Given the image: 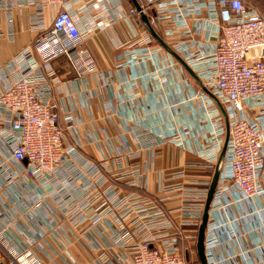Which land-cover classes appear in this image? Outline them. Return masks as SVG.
<instances>
[{"label":"built area","instance_id":"built-area-1","mask_svg":"<svg viewBox=\"0 0 264 264\" xmlns=\"http://www.w3.org/2000/svg\"><path fill=\"white\" fill-rule=\"evenodd\" d=\"M29 1L38 8L34 30L39 33L7 62L9 75L0 82V264H48L56 256L65 258V264H78L64 244L52 240L49 251L40 249V239L52 234L82 243L94 253V264H189L190 256H197L198 229L225 140L222 118L221 134L207 145L217 157L185 165L210 178L189 180L183 169L163 177L151 194L142 187L138 170L104 173L83 151L74 109L54 95L65 90L53 66L56 59L67 58L74 80L97 73L81 48L93 27L75 11L78 0ZM80 1L87 3L86 10L99 4L107 11L105 0ZM144 1L142 12L153 10L152 25L166 24L168 35L177 33L187 14L200 12L204 4ZM4 3L0 0V7ZM47 10L52 23L45 29ZM140 13L128 11L134 17ZM176 14L179 20L171 18ZM210 20L220 32L210 54L202 53L196 40L180 53L175 50L229 118L205 254L208 264H264V14L246 0H215ZM124 46L149 49L157 44L148 31L136 28L128 40L116 44L118 49ZM203 87L200 94L206 95ZM248 110H257L259 117ZM140 185L144 194L126 189Z\"/></svg>","mask_w":264,"mask_h":264},{"label":"crops","instance_id":"crops-1","mask_svg":"<svg viewBox=\"0 0 264 264\" xmlns=\"http://www.w3.org/2000/svg\"><path fill=\"white\" fill-rule=\"evenodd\" d=\"M187 2L204 4L200 12L187 14L177 33L168 35L166 24L154 28L178 53L190 40H196L200 42L201 52L210 54L220 35L217 23L210 20L215 0ZM170 3L174 4V0ZM105 4L107 11L99 4L86 10L87 3L80 0L74 5L75 11L93 27L81 48L96 64L97 73L74 80L75 70L66 57L55 62L65 90L54 95L62 98L65 107L74 109L80 122L83 151L102 166L104 173L109 169L117 175L140 171L144 186L137 189L143 191L140 187H147L151 194L157 192L163 177L183 169L189 180L210 178L209 173L185 165L207 156L217 157L207 145L215 134H221L218 117L225 127L220 108L210 95L200 94L202 87L161 45L149 49L116 48L117 43L131 37L132 29H147L139 25L137 18L128 15V0H105ZM47 11L45 29L52 23L51 12ZM107 12L111 16H106ZM148 16L151 21L154 11H149ZM37 18L38 8L29 0H5L1 5L0 82L9 75L7 62L39 33L34 30ZM171 18L179 20L180 15ZM64 62L66 65L62 66ZM69 80L72 82L67 83ZM248 114L259 117L257 110H248ZM60 120L64 124L61 112ZM161 140L165 143L159 144ZM118 162L123 167L119 168ZM51 237L40 239L42 251H49L53 240L64 244L78 264H94V253L82 243L63 240L57 234ZM64 259L56 256L48 264H65Z\"/></svg>","mask_w":264,"mask_h":264},{"label":"water","instance_id":"water-1","mask_svg":"<svg viewBox=\"0 0 264 264\" xmlns=\"http://www.w3.org/2000/svg\"><path fill=\"white\" fill-rule=\"evenodd\" d=\"M130 1L133 3L135 9L137 11L141 12L140 18H141L142 22L144 23L147 31L154 37V39L166 51H168L172 56H174L180 62V64H182V66L191 74V76L196 80V82L200 86L203 87L201 80L199 79L198 75L194 72V70L183 60V58L156 31V29L154 28V26L152 25V23L150 21L148 14L142 12V6L138 2V0H130ZM203 90L214 99V101L216 102V104L220 108V110L224 116V120H225V140H224V144H223V147H222V150H221L219 159L217 161L215 171H214V174L212 176V180H211V183L209 186V191H208V195H207V199H206L205 208H204L201 223H200L199 229H198V238H197V244H196L197 256H198L200 263L201 264H208L206 254H205V245H204L205 232H206V227H207V223H208L210 204L212 202L214 192H215V189H216L217 184H218L222 165L224 162L226 148H227V144H228V140H229V131L230 130H229L228 114H227L225 108L223 107V105L221 104V102L205 87H203Z\"/></svg>","mask_w":264,"mask_h":264},{"label":"trees","instance_id":"trees-1","mask_svg":"<svg viewBox=\"0 0 264 264\" xmlns=\"http://www.w3.org/2000/svg\"><path fill=\"white\" fill-rule=\"evenodd\" d=\"M138 2L140 3L141 6H144V5H145L144 0H138ZM128 3H129V6H128V7H129L130 9H131V8H135L134 5H133V3H132L130 0H128ZM135 18H137L139 25H140L141 27H144V28H145L144 23L142 22L140 16L136 15ZM153 39H154V37H153ZM154 41H155V43H156L157 45H160L155 39H154ZM63 59H64L63 57H60V58L56 59V60L53 62V66H54V68H55V70H56L57 73H58V71H59V67H57V65H55V62H57L58 60H63ZM65 65H66V62L62 63V66H65ZM126 189H128V190H130V191H135V192H139V193H143V194H144L143 191H140V190H138L137 188H134V187H126ZM197 257H198V256H197ZM197 259H198V258H197ZM198 261H199V259H198ZM199 262H200V261H199Z\"/></svg>","mask_w":264,"mask_h":264},{"label":"rangeland","instance_id":"rangeland-1","mask_svg":"<svg viewBox=\"0 0 264 264\" xmlns=\"http://www.w3.org/2000/svg\"><path fill=\"white\" fill-rule=\"evenodd\" d=\"M248 5H251L253 7H256L258 10H260V12H262L264 14V0H246ZM182 243V247L186 248V243L185 242H181ZM198 257L193 254L190 256L189 258V264H201L198 259Z\"/></svg>","mask_w":264,"mask_h":264}]
</instances>
